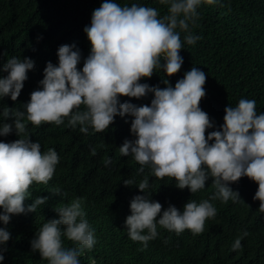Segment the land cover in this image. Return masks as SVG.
<instances>
[{
	"label": "clouds",
	"instance_id": "obj_1",
	"mask_svg": "<svg viewBox=\"0 0 264 264\" xmlns=\"http://www.w3.org/2000/svg\"><path fill=\"white\" fill-rule=\"evenodd\" d=\"M166 6L161 14L156 7L136 2L118 3L102 0L92 10L90 23L83 32L89 41V52L83 58L74 44H61L56 50L57 62L47 61L42 79L22 109L0 108V137L15 133L12 141L0 140V224L7 225L11 216L34 213L48 197L37 195L31 203L29 188L33 184L47 185L52 179L60 157L54 148L41 150L39 140L29 137L27 125H64L87 134L104 132L119 116L131 117L130 133L119 146L122 156H131L139 167L138 174L147 167L156 178L171 177L178 189L196 193L211 179L215 191L199 202L187 200L182 209L169 203L163 208L151 199L148 175L138 182L123 179L125 186L142 193L129 202L130 214L124 219L128 237L146 248L158 236V226L180 234L189 230L199 234L206 219L214 218L217 209L212 201L243 202L231 184L247 177L258 186L252 199L259 201L264 212V112L256 108V100L241 97L224 108L223 123L218 128L207 112L199 107L205 95L206 73L193 66L178 78L174 86L162 79L165 87L141 82L156 70L166 77L177 73L183 63L180 50L201 39L193 34L198 24L202 4L219 5L221 0H158ZM183 33V39L181 34ZM42 37L38 36L37 40ZM35 61L29 57L11 55L0 64V101L8 97L16 101L27 80V73ZM152 95L148 104L121 102V97L137 98ZM83 105V108H81ZM127 122V120H126ZM207 129H212L207 131ZM91 155L96 148L90 147ZM112 158L103 160L110 165ZM51 192L64 196L59 186ZM84 198L73 197L55 206L57 218L44 220L30 241L47 264H81L84 250L97 243L95 229L86 219ZM248 235L241 231L231 249L242 247ZM10 238L7 227H0V262L4 260L6 242ZM72 242L66 247L63 240ZM89 264H96L89 258Z\"/></svg>",
	"mask_w": 264,
	"mask_h": 264
},
{
	"label": "trees",
	"instance_id": "obj_2",
	"mask_svg": "<svg viewBox=\"0 0 264 264\" xmlns=\"http://www.w3.org/2000/svg\"><path fill=\"white\" fill-rule=\"evenodd\" d=\"M101 2L0 0V64L11 55L26 56L35 61L17 100L5 97L0 101V108L6 105L23 110L21 104L27 102L30 93L39 86L45 63L57 62L59 45L74 43L81 51L78 68L82 67L90 48L83 28L90 23L92 10ZM117 2L145 4L156 7L161 14L166 11V6L160 5L158 0ZM198 10L201 15L192 32L201 39L180 50L183 63L178 72L166 77L162 70H156L141 82L163 88L162 79L167 78L174 86L185 71L196 66L206 73L205 95L199 107L208 113L216 128L223 123L225 106H234L241 97L255 99L257 110L264 112V0H221L219 5L202 4ZM38 36L42 38L37 40ZM151 98L148 94L140 99L126 96L120 99L139 105L150 103ZM130 122L131 117L116 116L104 132L90 129L87 134L81 133L79 127L27 125L29 138L33 142L39 140L42 151L54 148L60 159L48 184L31 185V195L25 201L31 203L40 195L47 196V202L38 206L34 213L13 215L6 226L0 224L10 232L0 264H47L38 252L31 250L30 241L44 220L57 218L55 206L67 203L75 196L84 198L86 219L95 229L97 238L91 250L81 253V264H89L90 257L96 264H264V212L259 210V201L252 199L258 185L247 177L230 185L243 202L212 201L217 214L206 219L201 233L184 230L176 234L158 226V236L150 240L146 248L128 237L124 219L130 214L129 202L133 196L142 193L135 184L125 186L123 179L134 177L138 182L143 175H148L150 188L146 191L151 199L161 203L162 210L169 203L182 209L187 200L199 202L215 191L211 179L206 181L205 188L190 193L187 188L175 187L171 177H154L147 167L144 173L138 174V162L131 156H122L118 149L126 138H134L130 133ZM211 130L207 129L205 134ZM17 138L13 132L0 140ZM90 147L96 148L95 155L90 154ZM109 156L112 162L105 166L103 160ZM55 186L66 195L53 194L51 190ZM243 230H247L248 235L242 238V247L232 250L234 238ZM63 244L72 246L67 239Z\"/></svg>",
	"mask_w": 264,
	"mask_h": 264
}]
</instances>
